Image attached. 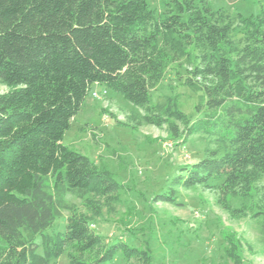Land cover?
<instances>
[{"label":"trees","instance_id":"obj_1","mask_svg":"<svg viewBox=\"0 0 264 264\" xmlns=\"http://www.w3.org/2000/svg\"><path fill=\"white\" fill-rule=\"evenodd\" d=\"M246 17L208 0H0V264H154L147 243L110 241L95 226L115 215L126 186L66 145L94 85L138 110L133 128L202 137L204 158L178 169L154 203L179 190L216 195L232 219L259 220L264 242V0ZM173 72L198 95V117L176 97L152 103ZM81 206L67 201V196ZM67 212L65 231L48 233ZM42 250V253L39 252ZM245 264L238 247L227 250Z\"/></svg>","mask_w":264,"mask_h":264},{"label":"rangeland","instance_id":"obj_2","mask_svg":"<svg viewBox=\"0 0 264 264\" xmlns=\"http://www.w3.org/2000/svg\"><path fill=\"white\" fill-rule=\"evenodd\" d=\"M165 1L150 0V4L161 11ZM208 1L215 9L225 8L246 17L261 13L256 0ZM10 90L0 84V95ZM167 97H176L179 108L193 120L198 117V95L179 84L171 71L151 92L152 103ZM137 112L122 95L94 85L65 135L64 145L109 170L126 186L117 213L105 214L95 226L96 231L110 241L122 237L134 247L147 243L154 264H233L227 252L231 243L237 245L245 264H264L259 220L232 219L217 204L213 192L203 187L181 189V205L154 203L178 169L204 158L205 143L200 136L186 142L175 140L165 129L153 126L133 128L130 118ZM67 201L81 206V201L71 195ZM67 216L64 212L48 233L65 231ZM52 264H68V258L64 256ZM111 264H125L123 255L118 254Z\"/></svg>","mask_w":264,"mask_h":264}]
</instances>
